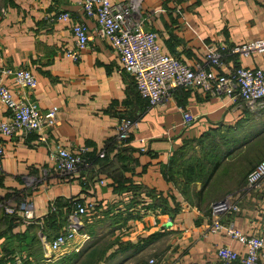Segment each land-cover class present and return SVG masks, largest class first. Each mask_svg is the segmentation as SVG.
Wrapping results in <instances>:
<instances>
[{"label": "crops", "instance_id": "1", "mask_svg": "<svg viewBox=\"0 0 264 264\" xmlns=\"http://www.w3.org/2000/svg\"><path fill=\"white\" fill-rule=\"evenodd\" d=\"M140 6L152 16L162 50L189 63L202 60L208 43L264 37V0H141ZM61 11L87 24L88 46L78 62L64 54L74 39L70 22L50 20ZM235 65L264 67V53L227 54L219 71ZM0 67L31 70L34 89L10 77L5 83L41 110L57 107L50 142L88 147L86 162L61 174L36 133L0 136V264H60L86 244L104 251L95 264L136 263L146 256L154 259L148 264H224L217 246L242 251L243 245L224 231L203 233L210 204L229 195L239 199L240 209L223 217L225 227L264 234V191L244 189L246 173L264 156V109L253 112L240 100L198 87L177 88L162 103L148 105L95 21L82 15L79 0H0ZM181 107L194 117L187 126ZM6 115L0 103V118ZM122 116L137 126L119 144ZM102 150L105 157L98 156ZM72 196L95 200L96 209L82 218L72 240L53 251L51 236L66 216L62 198ZM24 201L26 215L18 208ZM3 205L16 211L7 213ZM120 241L131 244L123 248Z\"/></svg>", "mask_w": 264, "mask_h": 264}, {"label": "built area", "instance_id": "2", "mask_svg": "<svg viewBox=\"0 0 264 264\" xmlns=\"http://www.w3.org/2000/svg\"><path fill=\"white\" fill-rule=\"evenodd\" d=\"M79 3L82 15L95 21L97 33L110 42L122 66L132 75L138 95L148 105L162 103L177 88L198 87L212 94L226 96L232 101L240 100L253 112L264 109V67L235 65L219 71L227 54L249 57L264 53V37L236 43H208L202 60L189 63L162 50L157 32L150 27L152 16L141 9V0H79ZM52 19L70 22L74 39L73 44L64 49V54L73 62H78L88 46L87 24L82 19L72 20L68 11L58 12L51 16ZM6 77L12 78L22 88L34 89L37 85L35 75L28 68L0 67V103L7 110L6 117L0 118V136L20 133L25 137L29 133H36L37 141L46 146L48 158L55 170L61 174L76 171L86 162L88 147L82 144L71 150L59 142H50L48 133L56 123L57 107L41 110L36 102L16 95L5 83ZM181 111L183 124H191L193 115L182 107ZM136 126L137 120L132 117L119 118L116 125L119 144L128 141ZM139 141L144 143L145 140L141 138ZM140 150H144V147ZM4 151L5 146L0 137V159ZM98 156L103 157L104 151H100ZM244 189L264 191V157L246 173ZM68 198L72 200V209L59 233L49 242L53 251L72 240L82 225V218L96 209L95 200ZM3 208L7 213L16 211L13 206L3 205ZM18 208L26 215L29 203L24 201ZM51 209H54L53 203ZM239 209V199L231 195L212 202L203 235L224 231L243 245L242 251H236L228 245L217 246L216 256L224 264H262L264 234H244L237 228L225 227L222 222L225 215ZM167 220L166 226L171 223L170 215ZM153 261V258L149 259V263Z\"/></svg>", "mask_w": 264, "mask_h": 264}, {"label": "trees", "instance_id": "3", "mask_svg": "<svg viewBox=\"0 0 264 264\" xmlns=\"http://www.w3.org/2000/svg\"><path fill=\"white\" fill-rule=\"evenodd\" d=\"M71 198L82 199V198L76 197V196H72ZM59 199H61V198H57L53 202V205H54V209L53 210L51 209V206H49V213L50 214H55L56 213V211L58 209L57 208L58 207L57 206V202H58ZM62 200H63L62 203H64V205H66V207H67L66 216H65V220H66L67 214L72 209V202H71L72 200H69V198H65V199L62 198ZM60 220H61V218H60ZM65 220H64V223H65ZM57 229H58V227H57ZM57 229L55 230L56 233L51 236V239L59 233L60 230L59 229L57 230ZM147 239H145L144 243L148 242ZM126 244H131V243H130V241H120V246L121 247L123 245H126ZM88 245L89 244H86V246L84 248H82L81 250H79L78 252H73V253H70L67 256L63 257L60 264H95V261H96L97 257H99V259H102V260L106 257V256L104 257V251L100 252L99 250H96V249H90L89 247H87ZM123 248H124V246H123Z\"/></svg>", "mask_w": 264, "mask_h": 264}, {"label": "rangeland", "instance_id": "4", "mask_svg": "<svg viewBox=\"0 0 264 264\" xmlns=\"http://www.w3.org/2000/svg\"><path fill=\"white\" fill-rule=\"evenodd\" d=\"M260 112H262V110H261ZM260 112H259V113H260ZM249 155H250L251 158L253 159V157H254V156H253V153H249L248 156H249ZM254 155H255V157H257V156H259V155H261V154L258 153V154H254ZM263 157H264V156H261L260 158H258V160H260V159L263 158ZM258 160H257V161H258ZM257 161H256V162H257ZM245 177H246V175H245ZM92 238L95 239L96 236H94V237H92ZM146 257H147V258L144 259L145 261H142V260H141V261H137V262L135 263V261L130 260L131 263H129V264H148V259H149L151 256H146ZM123 258H125V257H123ZM146 260H147V261H146ZM103 262H104V261H103ZM108 264H111V263H108ZM123 264H124V263H123ZM127 264H128V263H127Z\"/></svg>", "mask_w": 264, "mask_h": 264}]
</instances>
